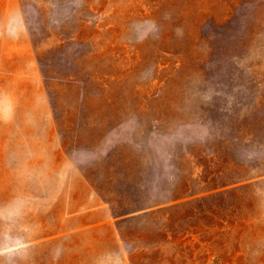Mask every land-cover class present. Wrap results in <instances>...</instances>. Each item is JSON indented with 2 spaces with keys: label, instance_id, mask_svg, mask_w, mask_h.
Listing matches in <instances>:
<instances>
[{
  "label": "rangeland",
  "instance_id": "rangeland-1",
  "mask_svg": "<svg viewBox=\"0 0 264 264\" xmlns=\"http://www.w3.org/2000/svg\"><path fill=\"white\" fill-rule=\"evenodd\" d=\"M0 264H264V0H0Z\"/></svg>",
  "mask_w": 264,
  "mask_h": 264
},
{
  "label": "clouds",
  "instance_id": "clouds-1",
  "mask_svg": "<svg viewBox=\"0 0 264 264\" xmlns=\"http://www.w3.org/2000/svg\"><path fill=\"white\" fill-rule=\"evenodd\" d=\"M153 32H156L158 33V29H156L155 25H153V29H152ZM177 34L179 35L180 34V30L177 29ZM147 36V33H144V34H140L137 36V42H142L143 39H145ZM155 38V37H154Z\"/></svg>",
  "mask_w": 264,
  "mask_h": 264
}]
</instances>
